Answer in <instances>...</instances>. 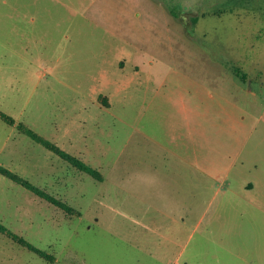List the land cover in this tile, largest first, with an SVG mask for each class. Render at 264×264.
I'll use <instances>...</instances> for the list:
<instances>
[{
    "label": "rangeland",
    "instance_id": "rangeland-1",
    "mask_svg": "<svg viewBox=\"0 0 264 264\" xmlns=\"http://www.w3.org/2000/svg\"><path fill=\"white\" fill-rule=\"evenodd\" d=\"M0 111V166L79 212L0 175L54 257L0 233V264H264V0H0Z\"/></svg>",
    "mask_w": 264,
    "mask_h": 264
},
{
    "label": "trees",
    "instance_id": "trees-1",
    "mask_svg": "<svg viewBox=\"0 0 264 264\" xmlns=\"http://www.w3.org/2000/svg\"><path fill=\"white\" fill-rule=\"evenodd\" d=\"M230 71L234 74L235 77L239 78L241 82H246L247 75L245 73H241L240 70L236 67H233L230 69ZM103 98V97H102ZM104 106H108L106 103L103 104ZM0 119L5 122L6 124L13 126L15 125L14 120L4 114L0 111ZM18 131L20 133L25 134L28 136L32 141L35 143L41 145L48 151L52 152L56 156H58L60 159L65 161L67 164H69L71 167L75 168L76 170L86 173L89 176H91L96 181H102L103 175L98 171L96 168L88 165L83 160H81L79 157L74 156L64 150H62L59 146H57L55 143L51 142L50 140L42 137L40 134L32 130L31 128L27 127L26 125L22 123H18L16 125ZM0 175L8 178L12 182L22 186L23 188L30 191L35 197H38L41 200H44L48 202L49 204L55 206L59 210L63 211L67 216H74L79 215V212L70 207L65 202L61 201L60 199H57L56 197L49 194L45 189L38 187L29 181L21 178L16 173L0 166ZM0 233L7 236L9 239H11L16 244L28 249L29 251L37 254L39 257H42L46 261L53 262L54 257L50 256L46 252L39 250L38 248L34 247L30 243H28L23 237L18 236L11 231H9L4 225L0 223Z\"/></svg>",
    "mask_w": 264,
    "mask_h": 264
}]
</instances>
